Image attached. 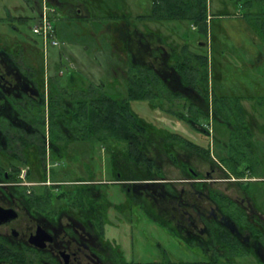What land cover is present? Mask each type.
Segmentation results:
<instances>
[{
	"label": "flooded vegetation",
	"instance_id": "flooded-vegetation-1",
	"mask_svg": "<svg viewBox=\"0 0 264 264\" xmlns=\"http://www.w3.org/2000/svg\"><path fill=\"white\" fill-rule=\"evenodd\" d=\"M26 2L38 13L32 32L40 45L0 34V264H132L108 233L112 219L121 221L133 210L148 214L186 243L199 246L205 253L203 259L227 257L229 251L214 241L230 233L247 250L237 253V259L253 257L255 264H264V210L249 191L252 182L264 183V177L240 174L242 165L233 172L222 162L227 154L221 148L227 147L231 127H221L226 139L220 138L211 95L206 100V95L183 82L173 69L176 43L147 25L127 32L121 26L133 24L123 13H105L114 18L107 25L120 30L102 39L108 47L118 42L119 52L125 53V59L117 55L126 66L117 68L120 75L113 70L115 59L113 65L104 63L94 83L93 74L89 79L81 71L76 48L68 41L69 64H62L67 57L60 51V63L50 73L45 66L46 50L63 44L57 23L74 20L79 26L75 25L76 32L80 28L88 31L93 45H76L95 61L90 53H102V46L92 35L91 25L81 26L80 21L92 24L104 16L93 13L82 0ZM44 19L52 40L34 32ZM135 72L147 94L134 99L148 100L153 108L186 120L211 138L208 147L155 128L136 114L128 93ZM150 77L155 78V87L148 85ZM123 82L128 98L106 93L105 84ZM164 83L177 93L174 99L183 101L178 104L182 107L163 109L170 95L164 92ZM101 96L128 100L127 112L140 126L101 124ZM251 120L248 128L254 135L264 133V126ZM148 145L157 147L163 158L148 151ZM195 159L198 166L201 160L208 166L204 173ZM167 163L179 171L177 177H167ZM108 184L118 187L115 195L104 192ZM221 184L232 188L233 195L220 189ZM157 263L164 261L153 262Z\"/></svg>",
	"mask_w": 264,
	"mask_h": 264
},
{
	"label": "rangeland",
	"instance_id": "rangeland-1",
	"mask_svg": "<svg viewBox=\"0 0 264 264\" xmlns=\"http://www.w3.org/2000/svg\"><path fill=\"white\" fill-rule=\"evenodd\" d=\"M242 1L234 0H207L208 5V24L207 36L199 34L195 28L187 22L178 21H164L153 22L146 20L139 22L136 17L144 14L150 6V0H107L106 7H111V10L116 11L119 6L123 12L130 15L129 22L133 25L121 26L124 30L129 32L130 29L143 30V26L147 25L152 30L159 29V32L171 42L182 44L183 37L191 40V51L199 52L198 43L201 42L203 52L208 55L209 59V83L213 89L221 94L230 96H255L264 95V34H259V31L254 28L257 25L253 18H249L247 12L252 11V8H246ZM104 5V6H105ZM103 7V6H102ZM246 9V10H244ZM252 9V10H251ZM91 10V9H90ZM255 10V9H254ZM227 11V15H218L217 13ZM74 15L73 12H70ZM95 14L98 12L95 10ZM37 11L33 9L26 0H0V34H6L18 39H23L29 43L37 41L40 45V39L32 32V27L36 24ZM74 17V16H70ZM77 16H75L76 18ZM114 18L104 16L101 19L95 18V22H86V19L80 21L81 26L91 27L97 42H100L102 53L93 51L90 53L91 58H86L76 45L80 43L83 46H92L93 40L81 28L76 32L78 24L74 20H60L57 23L58 36L63 44L59 47H48L46 50L45 66L50 73H53L58 67L60 56L59 52L62 51L67 59H62V64H69V44L76 48V56L79 57L83 68V74L89 79L92 74L94 75V83H98L97 72L101 73L104 68V63L114 64L117 60V66L114 64V73L117 75L120 70L117 68H125V64L118 60L117 55L124 57L125 53L119 52L120 45L118 42L116 46H109L104 42V37L116 35L120 32L119 27L116 25H107L113 22ZM105 21V22H102ZM134 22V23H133ZM88 23V24H87ZM76 25V26H75ZM79 27V26H78ZM101 31L100 35L97 31ZM90 31V30H89ZM78 33L79 35L74 38L70 36ZM99 36H98V35ZM90 38V39H89ZM68 41V43H67ZM70 41H72L70 43ZM89 41V42H87ZM109 41V40H107ZM77 46V47H76ZM88 48L85 49V52ZM78 51V52H77ZM132 51V50H131ZM113 53L112 56L109 53ZM111 60V61H110ZM100 62V63H99ZM123 64V65H122ZM100 65V66H99ZM116 66V67H115ZM112 69V68H111ZM109 69H105V71ZM102 74V73H101ZM111 74V72H109ZM126 86L124 82L122 85L105 84V90L108 95L116 98H128ZM262 101V100H261ZM183 101L174 99L171 104L164 102L163 109L166 111L171 109L175 110L182 106L178 104ZM243 107L250 113L264 114V104L257 105L252 100H243ZM129 105L136 112V114L144 121L150 123L155 128L179 134L184 139L191 143H196L202 147H208L210 144V137L200 130L196 129L192 124L183 119H176L169 113L155 109L148 100H135L129 98ZM256 117V118H255ZM255 122L264 124V117L254 116ZM216 130L218 136L225 138V130L218 125ZM163 130V131H164ZM258 140L264 142L263 134H256ZM226 139V138H225ZM147 144H149L147 142ZM107 146L109 144L107 143ZM151 150L159 157L160 151L157 147L148 145V151ZM163 157H160L161 160ZM165 159V158H164ZM197 164L198 160H194ZM164 163V162H163ZM165 173L168 178H174L179 175V171L171 164H166ZM198 166V164H197ZM199 170L204 173L208 166L204 165L201 160V165L198 166ZM220 189L233 195L232 188H226L225 184L219 185ZM118 187L112 184L105 185L103 190L107 194H114L117 192ZM228 189V190H227ZM249 191L254 194L259 202L260 207L264 210V183L252 182L249 185ZM107 228V233H108ZM106 232V231H105ZM112 240L116 241L117 246L121 249L126 261L132 264H153V262H161L166 259L193 263L205 257V253L194 243L188 244L174 233L168 230L166 226L155 220L148 214L145 215L140 211L134 210L121 220L112 219L111 228L108 233ZM106 237H109V236ZM239 259V258H238ZM237 264H248L252 262L255 264L253 257L243 258L237 260Z\"/></svg>",
	"mask_w": 264,
	"mask_h": 264
},
{
	"label": "trees",
	"instance_id": "trees-1",
	"mask_svg": "<svg viewBox=\"0 0 264 264\" xmlns=\"http://www.w3.org/2000/svg\"><path fill=\"white\" fill-rule=\"evenodd\" d=\"M82 1L90 7L93 13L96 10L100 17L106 16L105 13H118L119 15L123 13L125 18L128 19L130 17L119 6L116 7V11L111 10V7H106L105 2L107 0ZM234 1L237 3L238 0ZM239 1H242L241 3L246 8L253 9L249 13L247 12V14L249 18H253L257 23V25L254 24L253 26L259 31V34H264V0ZM217 14L227 15L228 12L223 11ZM208 16L207 0H150V6L147 11L144 14L138 15L136 19L139 22H145L146 20L153 22H187L199 34L205 36L207 34ZM166 38L167 36H164V39ZM183 39L181 45L175 42V56L171 61L173 63V69L183 82L190 84L197 92L206 95V100H209L211 95L212 110L217 117L215 118L217 125L223 128L230 126L232 130L231 136L228 138L227 147L223 146L221 148L227 154L226 157L221 159L222 162L233 172L239 171L238 169L242 165L240 174L264 177V142L258 140L259 137H256L254 132L248 128V126L253 124L251 119H255L256 117L254 118V115L248 112L242 104L243 100H252L257 105L264 104V95L243 97L240 95L230 96L217 92L209 83V59L208 55L203 52L204 47L198 43V47L200 48L199 52L191 51L189 48L190 44H188L191 40L185 37ZM151 84L155 87V78L153 77H150L148 81V85ZM128 88V93L131 98H144L147 94L140 74L136 72L131 75ZM163 89L164 92L169 91L170 93V95L166 96L167 100L164 102L171 104L174 98H176L175 94L177 93L172 92L165 83L163 84ZM128 107V100L121 101L101 96L98 105L100 123L110 125L127 124L131 125L132 128L140 126L137 118L127 112ZM259 117H264V114H259ZM124 121L128 122L124 123ZM255 123L258 124L257 122ZM259 125L262 128L264 126V124ZM262 131L260 134L264 135ZM131 138L134 139L132 134ZM261 242L264 243V240L261 239ZM214 244H217L221 249H227L229 255L227 257L225 255H219L212 259H203L193 263L164 261V263L157 264H237V260H239L236 258L237 253H247L244 246L235 237L231 236L230 233H224L215 237ZM213 245L210 246L213 247ZM248 264L253 263L250 262Z\"/></svg>",
	"mask_w": 264,
	"mask_h": 264
},
{
	"label": "built area",
	"instance_id": "built-area-1",
	"mask_svg": "<svg viewBox=\"0 0 264 264\" xmlns=\"http://www.w3.org/2000/svg\"><path fill=\"white\" fill-rule=\"evenodd\" d=\"M34 32H37V33L41 32L43 33V37L49 36V38H51L52 40V37L50 36L49 31H48L47 21L45 19L42 21V26L34 27Z\"/></svg>",
	"mask_w": 264,
	"mask_h": 264
},
{
	"label": "crops",
	"instance_id": "crops-1",
	"mask_svg": "<svg viewBox=\"0 0 264 264\" xmlns=\"http://www.w3.org/2000/svg\"><path fill=\"white\" fill-rule=\"evenodd\" d=\"M259 95V94H258ZM255 96H257V95H255ZM243 97H249V96H243Z\"/></svg>",
	"mask_w": 264,
	"mask_h": 264
}]
</instances>
